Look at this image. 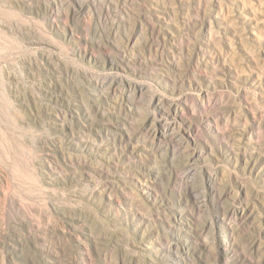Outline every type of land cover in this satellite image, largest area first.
I'll return each instance as SVG.
<instances>
[{
  "label": "rangeland",
  "instance_id": "obj_1",
  "mask_svg": "<svg viewBox=\"0 0 264 264\" xmlns=\"http://www.w3.org/2000/svg\"><path fill=\"white\" fill-rule=\"evenodd\" d=\"M0 264H264V0H0Z\"/></svg>",
  "mask_w": 264,
  "mask_h": 264
}]
</instances>
